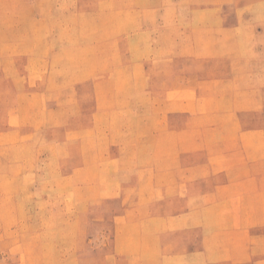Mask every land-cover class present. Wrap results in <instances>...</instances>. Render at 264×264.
Instances as JSON below:
<instances>
[{
    "label": "rangeland",
    "instance_id": "rangeland-1",
    "mask_svg": "<svg viewBox=\"0 0 264 264\" xmlns=\"http://www.w3.org/2000/svg\"><path fill=\"white\" fill-rule=\"evenodd\" d=\"M0 264H264V0H0Z\"/></svg>",
    "mask_w": 264,
    "mask_h": 264
}]
</instances>
